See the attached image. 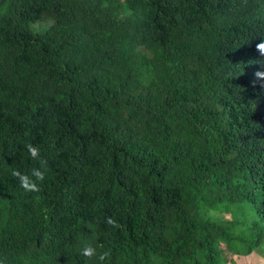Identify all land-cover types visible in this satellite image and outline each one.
Masks as SVG:
<instances>
[{"label":"trees","instance_id":"1","mask_svg":"<svg viewBox=\"0 0 264 264\" xmlns=\"http://www.w3.org/2000/svg\"><path fill=\"white\" fill-rule=\"evenodd\" d=\"M260 43L264 0H0V264L261 246Z\"/></svg>","mask_w":264,"mask_h":264},{"label":"rangeland","instance_id":"2","mask_svg":"<svg viewBox=\"0 0 264 264\" xmlns=\"http://www.w3.org/2000/svg\"><path fill=\"white\" fill-rule=\"evenodd\" d=\"M226 219H229L228 214H223ZM264 237V236H263ZM258 248H253L250 253L247 254H234L230 249L221 245L222 250L225 252V257L222 264H264V243L260 244ZM249 244H238V247L246 249ZM241 252V251H240Z\"/></svg>","mask_w":264,"mask_h":264},{"label":"clouds","instance_id":"3","mask_svg":"<svg viewBox=\"0 0 264 264\" xmlns=\"http://www.w3.org/2000/svg\"><path fill=\"white\" fill-rule=\"evenodd\" d=\"M257 48L262 52L264 53V43H260L257 45ZM27 148H28V151L31 153V155L33 157H35L37 155V149L35 147H33L31 144H28L27 145ZM15 175H18L19 176V179H20V183L23 187H25L26 190H29V189H34L35 185L34 183H28L27 182V177L25 176H22L20 175L19 173H14ZM38 178H39V174H37ZM109 223H115L114 221L112 220H109ZM85 255H90L92 254V250L90 248H86L84 249V253Z\"/></svg>","mask_w":264,"mask_h":264}]
</instances>
